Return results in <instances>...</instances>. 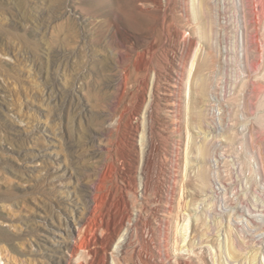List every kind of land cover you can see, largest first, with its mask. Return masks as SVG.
Segmentation results:
<instances>
[{"label": "rangeland", "instance_id": "374dc122", "mask_svg": "<svg viewBox=\"0 0 264 264\" xmlns=\"http://www.w3.org/2000/svg\"><path fill=\"white\" fill-rule=\"evenodd\" d=\"M0 264H264V0H0Z\"/></svg>", "mask_w": 264, "mask_h": 264}, {"label": "bare ground", "instance_id": "6f19581e", "mask_svg": "<svg viewBox=\"0 0 264 264\" xmlns=\"http://www.w3.org/2000/svg\"><path fill=\"white\" fill-rule=\"evenodd\" d=\"M237 2H238V0H237ZM85 190H87V189H85ZM126 218H127L126 214L121 216V218H120V224L121 225L123 224V222H125ZM76 229L78 231V236H77L76 239H74L71 242V246H70V255L71 256H75V255L79 254L81 251H83L85 249V245L83 243V241L86 239V238L84 239L85 224L82 225V226H80V225L77 226Z\"/></svg>", "mask_w": 264, "mask_h": 264}, {"label": "built area", "instance_id": "2783aa9c", "mask_svg": "<svg viewBox=\"0 0 264 264\" xmlns=\"http://www.w3.org/2000/svg\"><path fill=\"white\" fill-rule=\"evenodd\" d=\"M217 162H218V160L217 159H214V165L217 166Z\"/></svg>", "mask_w": 264, "mask_h": 264}]
</instances>
